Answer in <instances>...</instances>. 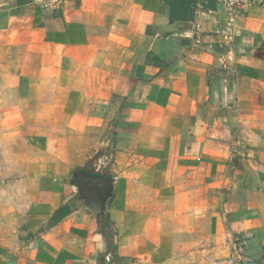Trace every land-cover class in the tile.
I'll return each instance as SVG.
<instances>
[{
  "label": "crops",
  "instance_id": "crops-1",
  "mask_svg": "<svg viewBox=\"0 0 264 264\" xmlns=\"http://www.w3.org/2000/svg\"><path fill=\"white\" fill-rule=\"evenodd\" d=\"M190 9L0 0V109L45 160L0 199V264H264V2ZM74 171L115 179L105 225Z\"/></svg>",
  "mask_w": 264,
  "mask_h": 264
},
{
  "label": "rangeland",
  "instance_id": "rangeland-1",
  "mask_svg": "<svg viewBox=\"0 0 264 264\" xmlns=\"http://www.w3.org/2000/svg\"><path fill=\"white\" fill-rule=\"evenodd\" d=\"M41 136L39 125L22 121L12 110L0 109V199L15 197L16 183L36 163L45 161L40 153Z\"/></svg>",
  "mask_w": 264,
  "mask_h": 264
},
{
  "label": "water",
  "instance_id": "water-1",
  "mask_svg": "<svg viewBox=\"0 0 264 264\" xmlns=\"http://www.w3.org/2000/svg\"><path fill=\"white\" fill-rule=\"evenodd\" d=\"M68 183L77 189L76 199L81 202L86 196V191L96 192L98 204L87 202L84 209L99 215L101 222L105 225L108 218L109 203L114 195L115 179L92 175L84 171H74Z\"/></svg>",
  "mask_w": 264,
  "mask_h": 264
},
{
  "label": "built area",
  "instance_id": "built-area-1",
  "mask_svg": "<svg viewBox=\"0 0 264 264\" xmlns=\"http://www.w3.org/2000/svg\"><path fill=\"white\" fill-rule=\"evenodd\" d=\"M228 13L230 21L235 23L250 8L263 4L264 0H218Z\"/></svg>",
  "mask_w": 264,
  "mask_h": 264
},
{
  "label": "trees",
  "instance_id": "trees-1",
  "mask_svg": "<svg viewBox=\"0 0 264 264\" xmlns=\"http://www.w3.org/2000/svg\"><path fill=\"white\" fill-rule=\"evenodd\" d=\"M171 8L172 19H185L192 15L191 0H166Z\"/></svg>",
  "mask_w": 264,
  "mask_h": 264
}]
</instances>
